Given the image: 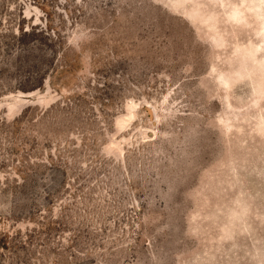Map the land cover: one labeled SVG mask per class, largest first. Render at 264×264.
<instances>
[{"label":"rangeland","instance_id":"rangeland-1","mask_svg":"<svg viewBox=\"0 0 264 264\" xmlns=\"http://www.w3.org/2000/svg\"><path fill=\"white\" fill-rule=\"evenodd\" d=\"M0 264H264V0H0Z\"/></svg>","mask_w":264,"mask_h":264}]
</instances>
